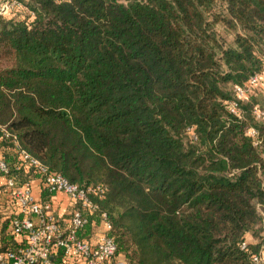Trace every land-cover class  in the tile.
<instances>
[{
	"label": "trees",
	"instance_id": "obj_1",
	"mask_svg": "<svg viewBox=\"0 0 264 264\" xmlns=\"http://www.w3.org/2000/svg\"><path fill=\"white\" fill-rule=\"evenodd\" d=\"M26 9L0 18V125L70 183L106 188L96 202L129 264H252L264 250V119L253 116L259 85L242 101L234 89L263 72L264 0ZM1 151L21 184L39 179L13 170L11 139ZM0 219V252L15 250Z\"/></svg>",
	"mask_w": 264,
	"mask_h": 264
},
{
	"label": "built area",
	"instance_id": "obj_2",
	"mask_svg": "<svg viewBox=\"0 0 264 264\" xmlns=\"http://www.w3.org/2000/svg\"><path fill=\"white\" fill-rule=\"evenodd\" d=\"M18 8L27 10L18 0L0 3V18H6ZM262 74L252 76L244 86H237L234 89L236 99L242 101L252 94L260 85ZM228 109L232 115L238 116V101H232ZM253 116L256 120H263L264 111L256 107ZM248 135L256 145L260 144L258 131L251 128ZM6 139L12 140L18 153V162L13 170L32 169L39 176L36 182L41 193L43 190L47 192L51 200L44 202L41 196H36L33 181L21 184L0 155V175L3 178L0 185V213L3 219L11 220V232L20 239L15 250L0 252V264H54L59 251L63 252V264H129L117 256L116 244L109 236L111 225L107 214L100 212L96 202V199L104 197L106 188L102 185L81 188L70 183L22 149L17 138L0 125V151L1 142ZM57 196H63L68 201L64 215H58L54 206ZM95 215L100 218L102 232L90 237L83 236L89 220ZM242 248H245V244ZM252 264H264L262 253L252 257Z\"/></svg>",
	"mask_w": 264,
	"mask_h": 264
},
{
	"label": "crops",
	"instance_id": "obj_3",
	"mask_svg": "<svg viewBox=\"0 0 264 264\" xmlns=\"http://www.w3.org/2000/svg\"><path fill=\"white\" fill-rule=\"evenodd\" d=\"M1 151H0V155H1ZM0 183H3V178L0 177ZM33 184V188H34V193L36 194V196H41V190L39 188V184L36 182V181H33L32 182ZM57 202L55 203V208L57 209V212H58V215H64L65 214V211L67 209V199L63 196H57ZM103 230V228L99 225H94L93 228H92V231L94 232L93 235L91 236H94L95 234L97 235V232ZM15 240L17 242L20 241V239L18 237L15 238ZM1 241H2V223H1V219H0V244H1ZM247 241L248 242H254V239L252 238V236L248 235L247 236ZM262 255L264 257V250L262 251Z\"/></svg>",
	"mask_w": 264,
	"mask_h": 264
},
{
	"label": "rangeland",
	"instance_id": "obj_4",
	"mask_svg": "<svg viewBox=\"0 0 264 264\" xmlns=\"http://www.w3.org/2000/svg\"><path fill=\"white\" fill-rule=\"evenodd\" d=\"M5 1H11V0H0V3H3ZM18 1L22 4L23 8H26L27 4L31 2V0H18ZM18 10H24V9L18 8ZM18 10L14 11V13H16ZM227 37L229 40H231V35H228ZM257 90L258 92L255 90L256 97H254L253 99V107H258L259 109L264 111V74H262L261 76V83L258 86ZM99 223L101 222L99 221Z\"/></svg>",
	"mask_w": 264,
	"mask_h": 264
}]
</instances>
